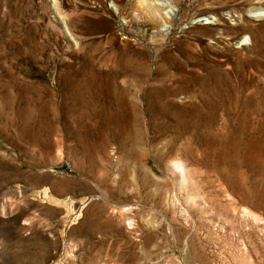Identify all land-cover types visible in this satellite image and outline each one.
Masks as SVG:
<instances>
[{"label": "rangeland", "instance_id": "1", "mask_svg": "<svg viewBox=\"0 0 264 264\" xmlns=\"http://www.w3.org/2000/svg\"><path fill=\"white\" fill-rule=\"evenodd\" d=\"M68 255L264 264V0H0V264Z\"/></svg>", "mask_w": 264, "mask_h": 264}, {"label": "bare ground", "instance_id": "2", "mask_svg": "<svg viewBox=\"0 0 264 264\" xmlns=\"http://www.w3.org/2000/svg\"><path fill=\"white\" fill-rule=\"evenodd\" d=\"M256 1L259 2V1H261V0H256ZM176 3H177V2H176ZM231 3H234V1L231 2ZM154 11H155V10H154ZM147 12H148V11H147ZM149 13H150V12H149ZM150 14H151V13H150ZM147 17H148V16H147ZM152 18H153V17H152ZM48 197L51 198L52 196L48 195ZM68 257H69V259L67 260L66 263H67V264H72V260H71V259H72L73 256H72V255H68ZM60 262H61V260H60V261L58 260V262H55V264H60ZM63 262H64V261H63Z\"/></svg>", "mask_w": 264, "mask_h": 264}, {"label": "crops", "instance_id": "3", "mask_svg": "<svg viewBox=\"0 0 264 264\" xmlns=\"http://www.w3.org/2000/svg\"><path fill=\"white\" fill-rule=\"evenodd\" d=\"M47 195H49V194H47Z\"/></svg>", "mask_w": 264, "mask_h": 264}]
</instances>
